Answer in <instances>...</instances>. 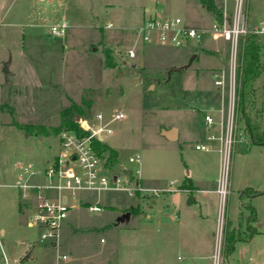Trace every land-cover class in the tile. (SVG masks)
<instances>
[{
  "label": "rangeland",
  "instance_id": "rangeland-1",
  "mask_svg": "<svg viewBox=\"0 0 264 264\" xmlns=\"http://www.w3.org/2000/svg\"><path fill=\"white\" fill-rule=\"evenodd\" d=\"M214 1L220 6L223 0ZM244 5L249 29L264 22V0H245ZM144 10L148 15L179 16L194 28L208 30L213 23L199 0H0V58H11L10 69L17 74L16 80L8 82L0 71V221L8 219L15 226L13 243L19 247L23 246L21 241L35 244L38 253L34 261L16 264L136 261V252L144 250L142 238L135 237L132 247H128V239L121 236L116 240V233L137 227L143 215L133 213L128 222L118 227L114 223L132 212L136 200L143 202L145 197L142 192L136 196L126 191H80L65 220L66 230L70 231L63 235V243L54 248L49 242H40L38 229L26 225L31 210L28 208L26 215L19 211L20 203L26 199L17 185L18 181L31 183L30 172L44 171L47 160L58 152L59 139L53 133L44 140L34 134L27 137L16 126H55L61 111L73 103L82 109L79 114L72 112L75 120L96 112L106 118L124 113L123 120L111 124L113 133L104 136V142L119 152L117 164L109 169L123 176L124 185L130 186L125 170L136 168L128 160L138 155L141 188L162 192L174 187L173 162L184 166L185 160L202 154L195 144L206 142L209 133L204 115L227 105V97L222 99L212 79L213 71L227 60V43L213 40L206 31L200 40L193 38L187 46L146 44L138 33ZM231 11L229 6L230 16ZM62 22L67 23L64 35L54 36L51 26ZM260 40V61H264V36ZM128 49L134 50V58L126 55ZM105 52L115 66L107 65ZM193 54L198 56L191 65L169 71L171 67L185 66ZM135 63L137 67L133 69ZM255 87L257 105L252 115L260 117L264 129V62ZM219 120L218 114L215 121ZM239 125L243 126L242 120ZM160 126L179 128L180 139L166 141L159 135ZM212 131L218 133L216 127ZM210 145L213 153L209 155L217 156V142ZM151 183L154 187H149ZM246 183L264 187V145L250 144L249 136L244 134L243 139L237 138L233 151L225 222L229 219L238 223L248 213L245 200L240 202L237 193ZM87 203H98L102 210L89 212ZM251 204L255 208L257 205L264 220V199ZM194 210L202 219L211 215L212 206ZM214 233L215 250L217 223ZM8 244L3 240V247ZM253 251V245L238 242L233 259L224 260L221 247L220 264H246L242 255ZM62 254L68 258L62 259ZM188 259V254L179 250L173 261L177 264ZM210 261L213 264V259Z\"/></svg>",
  "mask_w": 264,
  "mask_h": 264
},
{
  "label": "built area",
  "instance_id": "built-area-1",
  "mask_svg": "<svg viewBox=\"0 0 264 264\" xmlns=\"http://www.w3.org/2000/svg\"><path fill=\"white\" fill-rule=\"evenodd\" d=\"M244 1L234 0L231 16L223 13L213 21L208 30L213 40H223L227 43V60L213 71L212 79L214 86L221 91L222 99L227 97L228 102L226 106L204 115V122L209 133L206 136V142L195 144L196 150L209 152L212 149L210 143L217 142L219 169L216 193L219 208L216 218L217 242L213 264H220L221 247L223 248L222 237L226 225L224 208L230 194L234 147L238 137L243 139L244 134L248 135L245 126L239 125L237 116L243 42L245 36L251 32L264 36V22L249 29ZM107 26L110 27L111 24ZM66 28L67 23L62 22L52 25L50 32L54 36H63ZM205 32V30L188 26L179 16H164L158 13L147 16L138 27V33L144 43L176 47L188 45L193 38L200 40ZM126 55L133 58L134 50L128 49ZM218 114L220 120L217 122L215 118ZM124 118L125 114L121 112H116L109 118H106L102 112H96L89 118H79L77 121L79 131L63 130L58 134V152L47 161L44 171L47 182L18 185L22 189L24 199L34 196L36 200L27 225L38 229L40 242H52L57 246L62 225L71 206L77 202L76 196L80 191H126L130 194L146 191L138 183L140 162L138 155L129 157V163L136 168L131 169L130 174L125 173L131 184L125 186L123 176L113 173L106 166L107 156L97 149L98 143L105 144L104 136L113 133L111 124ZM214 127L217 128L218 133L212 131ZM30 173L35 174V172ZM132 177L133 179H130ZM86 207L89 212L102 210L98 203H87ZM62 258L66 256L63 255ZM4 264H8L6 257H4Z\"/></svg>",
  "mask_w": 264,
  "mask_h": 264
},
{
  "label": "crops",
  "instance_id": "crops-1",
  "mask_svg": "<svg viewBox=\"0 0 264 264\" xmlns=\"http://www.w3.org/2000/svg\"><path fill=\"white\" fill-rule=\"evenodd\" d=\"M214 3L216 4L215 1ZM229 6L232 9V14L234 0H223L222 4L218 7L221 9L222 14L225 13L226 15L230 16L227 12V8H229ZM207 12L211 16L212 20L215 21L216 18L214 14L209 11ZM147 13V10H144L142 22L147 16L151 15H148ZM185 24L187 23L185 22ZM197 29L205 31L209 30L204 28ZM197 56L198 55L196 54L195 59ZM261 62L263 65L264 61ZM12 63L13 62L11 59V63L9 65V72L11 75L8 78L5 77L8 82L17 79V74L12 72L10 69ZM136 67V63L132 65L133 69ZM16 127L25 131V136L27 137L32 134L40 136V140H44V138L49 137L48 135L41 136L35 133H29L24 129V127ZM173 128L175 129L174 132H169L171 134H167L168 136L164 135V131H171ZM159 135L166 141H177L181 137V131L175 126H160ZM56 137L58 138V135ZM116 151L118 152V150ZM210 153L213 152L202 151V154L190 159V161L185 160L184 162L186 165L184 166H182L179 161L173 162V168L176 170L174 172L175 177L172 179L175 182L173 184L174 187L157 193H154L153 189L149 191L144 188L146 191L143 192L145 196L143 198V202L136 200V206L134 205L135 207L138 206V210L132 212L130 211L128 220L120 221L118 219V221L114 223L115 227H118L122 222H128L133 213L137 214L138 216L143 215L144 217V220L142 222L140 221L137 227L124 228L120 231L121 233L118 231L116 233V240L121 236L126 240L128 239V242L130 243L128 247L131 246V242L133 239H135V237L142 238L144 250L137 251L136 261L129 264H175L173 261L174 254L179 250H184L188 254L189 259L186 262L177 264H211L210 260L213 259L215 252L214 231L217 218L216 210L218 206V195L216 193L215 184L219 169V156L209 155ZM55 155L56 153L53 155V157ZM45 168L46 166L43 168L44 171ZM44 171L40 173L41 175L37 173L38 171L35 172L32 177V182L29 184H45L47 182V178ZM125 171V173L130 174L131 168H127ZM29 179L31 180V178ZM138 183L140 186H143V181L140 176H138ZM19 184L22 183H19L18 181V185ZM145 184H147L146 181ZM247 184L248 183H246L244 188L238 190L237 193L240 202L241 200H245L243 204L246 207L248 213L244 214L243 218H241L238 223H232L229 219L227 221L229 222L230 228H234L244 234H248L247 217L250 213V207H252L255 210L256 220L255 222H251L250 225L255 228V230L247 240L235 242L232 252L230 254H222V258L224 260H228L230 257L233 259V253L235 251L236 244L238 242H244L246 245L254 246V251L251 254L245 253L242 255L246 264H264V220L261 218V213L257 205L255 208L251 204V202L264 199V187L254 188L252 185ZM14 186H16V184H14ZM149 187H154V184L151 183ZM175 188H177V190H174ZM247 188H251L255 192L252 191L251 194H248L242 198L240 193ZM246 200L249 203H247ZM35 203L36 200L34 196H31L29 199H26V201L24 200L22 203H20L19 211L21 215H26L28 208L31 210L30 212H32ZM211 206L212 213L206 218L199 219L194 214L195 207H204L208 209ZM118 214L117 216H119ZM209 220H211V222ZM204 221H206V223ZM66 226V221H64L61 228L60 240L57 246H55L54 243L49 242L54 248H58L59 244L63 243V235L66 236V233L70 231L66 230ZM14 230H16L15 226L10 220L7 219L0 221V264H4V257H6L8 264H16L21 261H34L38 256V253H36L35 244L32 245L29 242L25 243L21 241L20 244L23 246H20V248L19 245L13 243L11 240V235ZM3 240H6V242L9 243L6 248L3 247ZM102 240L103 239H101V241ZM63 255L66 256L65 259L68 258V255L62 254V256ZM117 264H119V261Z\"/></svg>",
  "mask_w": 264,
  "mask_h": 264
},
{
  "label": "trees",
  "instance_id": "trees-1",
  "mask_svg": "<svg viewBox=\"0 0 264 264\" xmlns=\"http://www.w3.org/2000/svg\"><path fill=\"white\" fill-rule=\"evenodd\" d=\"M201 6L209 12H212L215 18L221 16V9L214 3L213 0H199ZM263 46V42L260 40V36L254 33H248L243 42L242 50V64L240 68V89L237 100V116L238 123L240 120L243 122V126L248 131L249 139L251 144L264 145V129L260 123V117L258 115H252L253 109L257 105L256 99V80L262 72V62L260 61V51ZM105 57L108 66H115V62H112L111 55L105 52ZM181 67H171L170 72L177 71ZM75 111L77 114L82 113L80 106L72 104L70 108H65L61 111L60 119L55 126L47 127L45 125H26L24 129L29 133H35L37 135H49L51 133L58 135L63 130H75L78 129V122L72 115ZM97 149L100 153H105L107 156L106 166L112 168L117 164L118 152L109 147L106 144L98 143ZM251 188H247L240 193V196L244 198L248 195V192L252 193ZM255 192V191H254ZM136 196L139 195V191L135 192ZM132 211H137V207H133ZM256 214L255 210L250 207V213L247 217V231L248 234H244L239 230L230 228L229 222L226 221L224 229V243H223V254H230L234 248L235 242L241 240H247L252 232L255 230L250 223L255 222Z\"/></svg>",
  "mask_w": 264,
  "mask_h": 264
},
{
  "label": "water",
  "instance_id": "water-1",
  "mask_svg": "<svg viewBox=\"0 0 264 264\" xmlns=\"http://www.w3.org/2000/svg\"><path fill=\"white\" fill-rule=\"evenodd\" d=\"M195 57H196V54H193V55L190 57L189 62H188L185 66H182L181 68H184V67L189 66V65L191 64L192 60H193ZM5 73L8 74V77L11 75V73L9 72V70H6ZM76 120H79V116L76 118ZM174 130H175V129L173 128V129H171V131H164V135L168 136L167 134H171V133H169V132H174ZM167 132H168V133H167ZM129 215H130V213L127 212V213H125V214H124L119 220H120V221L128 220V219H129Z\"/></svg>",
  "mask_w": 264,
  "mask_h": 264
},
{
  "label": "flooded vegetation",
  "instance_id": "flooded-vegetation-1",
  "mask_svg": "<svg viewBox=\"0 0 264 264\" xmlns=\"http://www.w3.org/2000/svg\"><path fill=\"white\" fill-rule=\"evenodd\" d=\"M11 63V59L8 58L6 60H3L0 58V71L6 78H8V74L5 73L6 70H9V65Z\"/></svg>",
  "mask_w": 264,
  "mask_h": 264
}]
</instances>
